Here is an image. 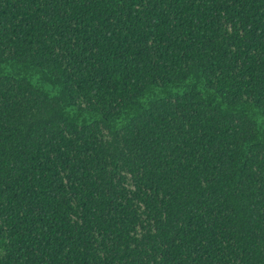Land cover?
Segmentation results:
<instances>
[{
  "label": "trees",
  "instance_id": "obj_1",
  "mask_svg": "<svg viewBox=\"0 0 264 264\" xmlns=\"http://www.w3.org/2000/svg\"><path fill=\"white\" fill-rule=\"evenodd\" d=\"M0 264H264V0H0Z\"/></svg>",
  "mask_w": 264,
  "mask_h": 264
}]
</instances>
